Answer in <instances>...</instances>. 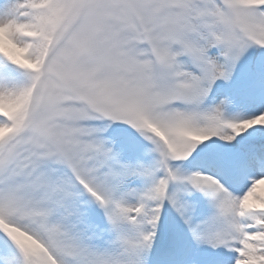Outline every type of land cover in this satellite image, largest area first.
<instances>
[{"label": "snow or ice", "instance_id": "1", "mask_svg": "<svg viewBox=\"0 0 264 264\" xmlns=\"http://www.w3.org/2000/svg\"><path fill=\"white\" fill-rule=\"evenodd\" d=\"M0 264H264V0H0Z\"/></svg>", "mask_w": 264, "mask_h": 264}]
</instances>
